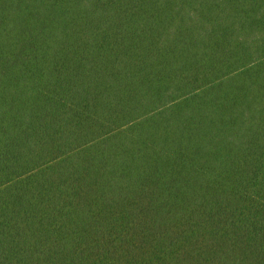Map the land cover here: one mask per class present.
<instances>
[{"label": "trees", "instance_id": "1", "mask_svg": "<svg viewBox=\"0 0 264 264\" xmlns=\"http://www.w3.org/2000/svg\"><path fill=\"white\" fill-rule=\"evenodd\" d=\"M0 264H264V0H0Z\"/></svg>", "mask_w": 264, "mask_h": 264}]
</instances>
